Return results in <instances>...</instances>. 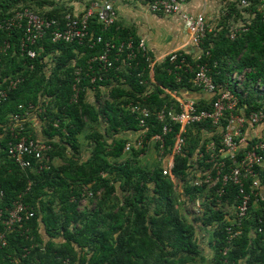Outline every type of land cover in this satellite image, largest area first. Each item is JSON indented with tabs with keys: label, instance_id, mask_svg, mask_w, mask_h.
<instances>
[{
	"label": "trees",
	"instance_id": "trees-1",
	"mask_svg": "<svg viewBox=\"0 0 264 264\" xmlns=\"http://www.w3.org/2000/svg\"><path fill=\"white\" fill-rule=\"evenodd\" d=\"M60 1L0 0V17L23 9L58 19L69 13L74 15L73 9L59 6ZM78 1L89 7L97 0ZM239 1L229 2L228 14L218 27L221 29L207 35L204 49L209 54L198 62L186 55L190 68L175 69L165 60L154 66L152 82L148 63L141 54L131 62L129 72L114 68L101 74L95 64V72L90 75L96 76V81L91 83L90 76L82 77L83 91L77 102L72 101L75 68L88 67L87 62L104 51L106 42L113 40L119 45L129 37L135 42L139 38L127 29H119L117 23L104 32L101 25L92 22L93 39H103L94 48L88 42L54 43L48 35L33 47L37 58L29 60L19 53L22 32L14 34L12 50L0 63V89L7 92L0 103V189L4 193L0 210L6 215L5 211L13 208L21 196L35 216L21 231L8 236L7 246L0 247V264H204L207 258L199 236L202 228L211 236L209 264L223 258L234 264H264V235L257 232L258 219L264 221V199L260 196L253 198L243 233L225 256L227 221L222 210L205 205L204 216L190 221L178 200L177 182H185L190 200L204 193L203 189L188 185L187 179L195 176L197 166H210L197 156L200 147L205 150L203 132L213 130L209 122L187 129L186 151L175 157V179L163 174L160 163L152 168L143 166L149 146L146 142L141 149L132 147L130 152H124L132 141L128 133H136V137L141 133L136 116L127 109L130 102L151 111L146 138L150 139L161 129L154 113L177 103L166 91L201 93L192 84L197 64L206 65L214 83L232 90L239 100L238 107L244 108L247 116L264 111V3L252 2L250 12L239 9ZM243 12H247V17L240 25L248 31L231 41L229 30L238 23L235 15L241 18ZM32 64L34 68L30 69ZM119 64L122 66L121 62L115 65ZM234 73H245L244 81L232 83L230 77ZM17 76L22 81L10 89L8 83ZM236 85H240L239 92ZM94 87L96 97L91 102ZM30 104L35 108L32 112ZM211 105L205 102L199 107L208 109ZM28 112L34 114L39 126L29 123ZM15 115L20 117L18 124L11 122ZM20 124L25 126L24 132ZM226 124L223 119L222 125ZM12 127L19 137L40 139L51 145L47 167L22 170L9 157ZM88 130L91 132L86 135ZM178 132L179 126H175L174 133L167 136L166 152ZM84 135L86 139L82 140ZM213 139L219 143L221 136L216 134ZM84 140L89 150L87 159L83 157ZM260 140L254 138L249 144ZM152 148L157 150L158 145ZM56 159L60 161L57 164L53 163ZM84 187H89L94 196L86 197ZM237 195L238 188L230 184L222 201L232 203ZM85 198L90 202L82 206ZM3 228L0 223V230ZM27 228L29 231L24 233ZM43 234L49 240L43 239Z\"/></svg>",
	"mask_w": 264,
	"mask_h": 264
},
{
	"label": "built area",
	"instance_id": "built-area-1",
	"mask_svg": "<svg viewBox=\"0 0 264 264\" xmlns=\"http://www.w3.org/2000/svg\"><path fill=\"white\" fill-rule=\"evenodd\" d=\"M122 0H97L90 3L81 15L67 14L61 19L50 18L38 14L31 9L15 10L9 17H0V63L12 50L13 44L11 39L17 32H22V38L19 44V53L21 57L29 60L37 58V51L33 48L40 40H43L48 35L54 43H74L83 44L88 42L90 48H94L99 43L103 42L101 36L93 39L91 23L95 22L101 25L102 30L108 31L116 24L117 14L114 4ZM189 0H148L150 12L163 16L178 15L184 23L185 29L190 35V43L196 47L200 54L194 58V62H198L205 54L204 43L206 37L210 33L221 29L212 27L207 23V20L202 13L189 12L186 5ZM252 2L264 3V0H240L239 8L247 10ZM263 7V5H261ZM264 17V15H263ZM248 31L246 26L233 25L229 30L228 37L231 41H235L238 36ZM141 54L148 63L150 79L154 82V66L159 63L152 58L150 51L144 39H139L137 42L132 37L119 45L111 40L105 43L104 51L90 59L87 62L88 67L85 69L76 67L74 70L73 83V98L72 101L77 102L81 91L80 87L82 77L90 76L91 83L96 81V76L92 77L90 72H95L94 65L96 64L99 72L110 71L116 69L122 73V70L129 72L132 68L131 62ZM185 53L174 51L167 56L170 64L175 69L190 68L191 65L186 59ZM122 63V66L115 65ZM198 68L194 72L192 84L194 88L199 89L201 93L213 95V99L208 102L212 103L208 109H200L199 103L195 99L180 96L178 91L171 93L166 91L174 98L177 103L154 113L156 121L161 124L160 132L154 133L150 139L147 138L149 132L148 120L152 115L148 108L143 107L140 103H133L127 106V109L136 116L141 133L132 142L126 144L124 152H130L132 147L141 149L146 142L148 148L158 145V158L163 164V174L175 179L173 169L175 166V157L182 156L187 147V129L192 125L209 122L212 131L203 132V137L206 141L205 150L198 149V159H204L206 167H196V170L189 176L188 185L204 190V193L198 194L194 200H191L186 205V210L190 216L194 218H202L205 213V205L213 207L215 210L221 209L225 215L227 225L225 233L227 236V247L223 252L225 256L230 250V246L243 233V224L249 218V213L252 208L253 198H258L261 191L264 190V130L259 138L261 139L256 144L250 146V140L246 137L248 127H256L264 124V111L260 110L247 116L244 113V108L238 107V98L227 85L216 84L209 76V70L206 65L197 64ZM34 65L30 66L33 69ZM193 69V68H192ZM191 69V70H192ZM169 73L171 69L169 68ZM189 73L188 71H184ZM84 74V75H83ZM138 76H141L140 74ZM232 83H242L245 79V73H234L230 77ZM22 78L17 76L10 81L9 87L15 88ZM142 84L146 83L141 81ZM91 90L96 92V88ZM236 91H240V85L235 86ZM187 91V90H185ZM189 92V91H187ZM7 96L5 89H0V103ZM22 107V106H20ZM29 110L35 109L33 105H29ZM33 111V110H32ZM31 111V112H32ZM31 112L26 116L30 117ZM229 112V115H226ZM19 116L15 115L11 118V122L18 124ZM225 119L227 124L222 125V120ZM175 126H179V132L173 138V145L169 147V152H166V138L174 133ZM21 131L24 132L25 126L19 125ZM12 141L9 143L8 155L22 169H40L47 167L50 162L47 155L51 150V145L40 139H31L27 136L19 137L15 128H11ZM221 136L220 142L216 143L213 139L214 135ZM219 145V146H218ZM147 148V149H148ZM56 160L53 161V163ZM185 183V182H184ZM234 185L238 188L237 198L229 203L228 200L222 201L226 195L228 185ZM83 194L86 197H93V193L89 187H84ZM4 193L0 189V199ZM216 200V201H215ZM85 200L81 203L82 206L87 204ZM216 202L214 205L213 202ZM256 203V202H255ZM83 209V207H82ZM0 210V223L4 226L0 230V247H5L8 244V236L15 232L21 231L28 221L35 216L33 211L22 202L21 196L13 203V208L5 211ZM27 228L24 230L28 232ZM257 232L264 235V221L258 219ZM215 264H234L228 259H221Z\"/></svg>",
	"mask_w": 264,
	"mask_h": 264
},
{
	"label": "crops",
	"instance_id": "crops-1",
	"mask_svg": "<svg viewBox=\"0 0 264 264\" xmlns=\"http://www.w3.org/2000/svg\"><path fill=\"white\" fill-rule=\"evenodd\" d=\"M232 1L236 0H189L188 4L186 5V9L190 13L193 12L204 14L209 25H211L212 27H219L221 20H223V17L228 14V4ZM58 5L60 6L61 4L59 3ZM61 6H64L68 9H73L74 15H81L86 7V4L75 1L73 3H70L69 6ZM114 6L117 14V27L119 29H127L128 31L134 33L137 38L144 39L150 51V54L152 55L151 57L156 59L159 63L167 60V56L174 51L185 53L188 56H191L192 60H194V58H196L200 54L198 49L191 45L190 35L185 29L184 23L180 16H163L154 14L149 10L148 0H122L116 2ZM247 10L250 11L249 9ZM245 13L247 12H243L241 14V18H237L238 16L235 15L236 20H233L238 22L235 23V25H240L243 23V19L247 17V15H244ZM103 91L107 92L108 90L104 89ZM90 96L92 100L91 102H95V91L91 90ZM180 96L195 99L199 104L210 102L213 99V95L210 94L191 93L187 91L180 92ZM30 117L31 118L29 119V123L36 127L39 126V123L36 120L34 114L30 115ZM262 125V127L264 128V124ZM102 128L103 126L101 127V129ZM257 128V126L248 127V129L246 130L247 139L253 140L254 138H259L262 135V131L264 129L260 131ZM90 132L91 130H88L86 135H89ZM86 135L82 137V140L86 139ZM128 136L130 140L133 141L136 138V133L129 132ZM84 141H82V143H84V145L86 146V141ZM154 156V163L159 164L160 162L157 161L158 155L156 154ZM83 157L84 159H87L89 157L88 146H86L83 152ZM59 162L60 161L56 159L55 164ZM177 183L178 186L176 187V193L178 195L179 202L183 204L184 215L190 221L200 219L190 216L187 212L186 205L191 200L189 199L185 191L186 184L184 182ZM260 197L264 199V190L261 191ZM199 236L204 242L202 249L204 252V256H206L207 258L206 263L204 264H209L212 255V250L209 245L211 237L210 233L207 231V229L202 228L201 230L199 229ZM42 238L49 240L45 234H43Z\"/></svg>",
	"mask_w": 264,
	"mask_h": 264
},
{
	"label": "rangeland",
	"instance_id": "rangeland-1",
	"mask_svg": "<svg viewBox=\"0 0 264 264\" xmlns=\"http://www.w3.org/2000/svg\"><path fill=\"white\" fill-rule=\"evenodd\" d=\"M75 1H77V2H79L78 0H61L59 3L61 4V5H70V3H73V2H75ZM86 1V0H85ZM88 2V1H87ZM263 125H258L257 127V129H259L260 131H262V129H264L263 127H262ZM262 133H263V131H262ZM158 155V152L155 150V148H148L147 149V152H146V158L144 159V160H142L143 162V166H148V168L150 167V168H152L153 166H155V156L154 155ZM159 158L157 157V161H159L158 160ZM160 162V161H159ZM89 200H87V203L89 204ZM92 205H90V207H91Z\"/></svg>",
	"mask_w": 264,
	"mask_h": 264
}]
</instances>
